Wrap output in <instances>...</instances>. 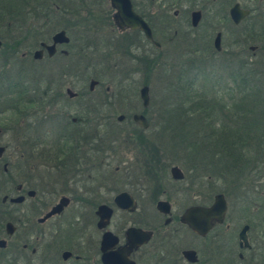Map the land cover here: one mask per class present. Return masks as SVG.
<instances>
[{"label":"rangeland","instance_id":"rangeland-1","mask_svg":"<svg viewBox=\"0 0 264 264\" xmlns=\"http://www.w3.org/2000/svg\"><path fill=\"white\" fill-rule=\"evenodd\" d=\"M134 1L137 11L141 10V12L143 11L146 14V18L153 25L158 40L163 44V48L156 50L154 55L151 51H146L142 48H130L131 52H129L123 49L124 42L115 43L117 40L114 41V37L112 38L109 34L105 36L104 33H101L104 29L106 31L107 28H110L115 12L109 2L105 5H84L80 16L86 15L91 21L103 19L101 27L104 29H101L100 33L96 31L98 27L91 30L85 28L83 32L77 28L72 29L71 33H69L72 38L71 44L69 46L62 45L60 49L61 51L62 49L70 50L69 59L60 53V51L55 58L49 59L46 55L45 60L41 62H31L33 61L32 57L27 60L19 58L21 57L20 53L19 57L17 56L19 60L16 58L4 64L5 60L0 55V79L2 78L0 87L5 89L8 84L7 80L4 79L6 77L3 75L7 74L14 77L15 71L19 69L24 71V75L26 76H24V79L26 84L28 83L27 87H38L41 95H44L42 93L47 89H54L52 93H48L50 96H45V100L54 99V95H62L60 99L61 104L57 105L56 108H50L47 110V113L39 112L36 115L31 114V116L27 115V117L23 116L18 119V116H14L12 110L7 109L9 106L4 103L5 98L2 97H5L7 93L3 94V92H0V145L6 147L3 157L0 158V165L3 166L7 162L13 169L11 171L14 181L17 184H24L23 186H25L27 191L34 189L37 192L35 197L27 196V200L21 205L9 203L4 208L5 212H7L5 216L11 217V220L18 227L13 237L8 238L6 236L8 238V245L1 251L10 255L9 259L12 262L9 261L8 263L63 264L62 251L64 249H77L78 245L76 244L80 242L77 241L79 242L77 243L74 239L75 236H73L74 233H77V230H69L68 233L62 229L58 231L57 236L51 237L50 222L44 224L37 222V219L48 210L52 203L58 201L61 195L74 197L71 208L68 210L70 213L73 211V207L83 205L78 198L79 194H85L89 197L90 203H95L96 205L108 203L116 208L114 203L116 194L124 190L131 192L139 203L138 210L130 216L129 222L125 225L124 229L116 223L110 228L117 234L122 235L124 230L132 224L141 223L142 226L146 227L157 225L164 227V220L159 216V212L156 209L158 200H169L173 204L174 215H181L191 205L211 204L214 196L219 192H223L226 194L229 204L226 222L215 228L205 238H201L187 230L182 231L179 240L181 244L179 241L177 242L178 246L180 245L182 248L191 245L200 249L201 262L199 264H214V260L211 261L213 263H210V258L212 257L211 249H217L213 254L217 256V264H219L220 245L222 243L220 239L222 234L228 232V237L230 238H233V234H236L234 236L236 241L231 242L233 243L232 245L235 242L237 244V233L242 225L250 222L252 225L256 219L257 207L264 209V162L261 161L264 157L261 155L255 156L256 152L252 151L250 154H247L248 158L251 157L257 163L260 160L258 166L256 164L253 165L255 167L254 170H252V166L251 171L244 169L243 175H239L238 173H234V175L227 168H223V166H226L223 163L221 164V171L216 172L221 176L219 178H211L208 176L206 168L201 162H195L193 167L192 165L190 167L184 166L183 162L186 159L181 157L183 156L182 152L179 153V144L171 146L170 139L174 140L170 136L172 134L169 136L164 134L165 131L171 130L166 127V109L173 100L176 107L179 108V100L173 98L174 94H172L168 87L169 80L165 72L166 67H168L167 65L171 64L172 67L170 68L178 76L182 68V60L186 57L184 54L188 46L190 49L199 45L203 48L202 50L206 47L209 48L211 47L210 39H214L218 31H222L223 34L224 50L218 53L211 47L210 50L208 49L207 54L206 51L205 53L202 51L197 55L191 54L193 58H198L199 60L197 59L194 62L195 67H188L186 79L188 78L187 81L190 79L197 80V87L207 91L208 107L212 106V97H218V102H220L221 107L223 106L219 108L221 111L218 110L219 115L217 119L220 125L224 123L225 116L223 115V110H226L225 114L227 118H230L231 113H235L238 98H232L236 94H229V89H236L237 86L233 84L235 77L231 73H237V64L241 63L243 59L254 58V62H257L253 51L250 49L255 43L245 45V33L247 31L245 33L244 31L246 28H252L253 16L239 25L234 24L231 19H228V17L230 18L229 9L226 11L227 18H225L226 0H198L195 4H192L189 0L181 3L178 0ZM238 1L242 6L254 7V0ZM143 6L146 8H143ZM196 8L204 11V17L199 27L193 30L190 16L192 10ZM177 11L178 14L176 15L175 12ZM35 15L32 13L28 17L20 16L17 20L23 18L25 24H27L31 22V18H36ZM64 20L65 18L61 14H58L57 18L55 17L54 21H52L51 27L54 30L60 29L64 26ZM18 25L20 27V23L15 22L7 26L5 20L0 21V35L5 37L4 40L13 42L18 37V34L20 35ZM31 29L33 33L35 29L32 27ZM190 30L195 32V36H198V38L203 37L202 42L193 44L192 37L188 35ZM109 31L107 33H111L113 36L116 34L113 31L111 32V29ZM176 31L180 35L177 34V37L174 38V43L175 41L177 43L173 45L174 43H172L170 38ZM252 37L250 38L251 42ZM132 39L140 43L143 36L140 33L132 32ZM0 40L3 42L2 38ZM28 43L31 45L30 41ZM176 46L179 47L178 50L175 49ZM81 47H84V51L80 50ZM1 49L2 51L4 50L2 45ZM177 51V55H174ZM239 53L243 55L240 56ZM146 54L148 59L151 58L150 65L142 63L141 58ZM154 60H159L157 66L153 65L157 62ZM82 61L83 65L79 63ZM5 65L6 67H4ZM81 65L82 68H80ZM69 66L76 68V70L68 72L63 76L61 73L67 71L70 68ZM58 68H60L59 76L55 75L54 71V69ZM97 70L101 71L103 79L100 80L101 84L95 90L90 91L89 84L91 78L85 79L83 72L90 75L96 74ZM241 74H243V69L239 72V80L241 79ZM262 77H260L261 80ZM54 82L55 86L52 85ZM175 83L176 80H174ZM143 85L150 87L151 96V101L147 108L150 128L147 130L141 129L133 121V114L137 111L144 112L146 108L143 106L140 97V89ZM177 87L174 86V92L176 91L175 94L179 95ZM67 88L78 92L79 97L70 99L67 94ZM107 88H110L107 92L109 96H117L111 104L99 101L101 99L100 96L106 94ZM102 98L104 100L103 96ZM81 100L85 101V108L88 109L96 102L104 104V108H101V113L96 116V124H98L91 127V130L96 129V127L98 128V134H94L96 139L92 141L96 146L93 145V147H104V150L103 152L96 151L95 149H91L90 145L82 144L84 145L83 149L88 151L89 154L80 160V164L76 163L75 159L67 160L68 167L71 166L72 170L68 172L66 178H63V174L66 171L63 170L61 173L57 170L56 165L59 162L53 164V166L52 164L47 165L42 161V157L44 156L37 157L39 148L34 147V155L28 152L30 150L29 144L34 143V146H36L39 143L37 141L40 139L50 142L55 136L56 127H60L61 124L64 126V121L69 119L68 116H77L74 107H76V102ZM66 101L72 105H66ZM191 104H187L185 109L190 110ZM120 115H125L122 121L119 120ZM192 116L195 117L193 114L188 115L187 118L183 117V120L180 121L182 125L184 122H189ZM14 119L17 121H13ZM196 119H192L194 124H196ZM19 124L21 130L18 129ZM85 126V123L79 125V127ZM205 128L212 130L215 127ZM216 128L219 129L218 126ZM193 130L198 131L199 128L195 126ZM25 136L30 140L23 139ZM108 144L112 147L110 151L105 149ZM152 144L157 149L156 153H158L160 162L157 158H153L155 152L154 154L150 153L151 147L149 146H152ZM168 144L169 146H167ZM40 146L42 148V145ZM105 153L107 154L104 155ZM27 155L29 158H27ZM241 157L245 158L244 154ZM90 160L91 162H89ZM83 162L84 164H82ZM240 162L241 159H239ZM87 163L96 166L90 171V173L96 175V180L94 178H85L83 181H77L68 177L72 174L82 173L81 171H77ZM161 163L165 164L163 172L161 171L159 175ZM176 164L184 170L186 174L184 180L177 181L172 178L170 170ZM47 173L51 174V180L55 182L54 186L49 187L46 181H44L46 178L43 176ZM84 173H88V171ZM160 179L162 181H159ZM159 182L163 184V187L160 192L154 193L158 190ZM16 183H13L12 186H16ZM240 183L243 185L242 193L237 188ZM8 184L11 185L12 183L8 182ZM247 188H249L247 191L248 199L245 200ZM11 190V195H17L15 188ZM50 190L54 192L50 194ZM45 202L50 203L45 206ZM25 218H28L29 221H25ZM176 226L177 224L173 223L167 231H174ZM94 227L92 225L87 228V236H95L97 234ZM28 239L30 240L31 248L26 251L22 248V244ZM32 248L38 249L37 254L33 255L31 253ZM1 252L0 256H2ZM179 256L181 257L180 253L178 254Z\"/></svg>","mask_w":264,"mask_h":264},{"label":"trees","instance_id":"trees-1","mask_svg":"<svg viewBox=\"0 0 264 264\" xmlns=\"http://www.w3.org/2000/svg\"><path fill=\"white\" fill-rule=\"evenodd\" d=\"M53 1L56 2V5L52 3ZM66 1V0H61ZM61 1L59 0H0V21H6L7 26H9L12 23L18 22L20 23L18 37L13 41L9 42L7 40H4L5 37L3 35H0V38L3 39L2 46L4 47V50H0L1 57L5 60V63H9L11 60H14L19 57V48L21 46H34L36 43H39L41 40L47 39V35L45 32V28L43 26H47V28L52 26V21H54V18L58 16V14H61L65 18L64 26L66 24H76V21L73 23L72 17L75 19H81L84 20V27L82 28V24L79 26V30L83 32V30L86 29H93L94 24H96V21H91L88 16L82 15L80 16V13L77 14L76 12L74 14L69 15L67 11L70 10V8H65L63 4H61ZM68 1V0H67ZM134 1V0H133ZM186 1V0H178L179 3ZM192 4H195L198 2V0H189ZM238 0H226V6H225V18H227V9H229L235 2ZM135 3V1H134ZM254 4V3H253ZM136 6V3H135ZM137 7V6H136ZM251 9L252 13L247 18H251L255 16V9L254 7H249ZM143 8H146L143 6ZM22 10V11H21ZM33 11H37L38 13L35 15L36 18H31V22H28L25 24V21L23 18L17 20L20 16H31ZM144 17H147L143 11H139ZM25 14V15H24ZM77 15V18H76ZM16 18V21H15ZM36 19H39L41 21V26L38 28L36 26L37 22ZM228 19H230L228 17ZM48 21V23H46ZM252 28H246L244 33L246 35L245 45L255 43L254 40V32H253V23L251 24ZM34 26V27H33ZM35 29V31L32 33V29ZM53 28V27H51ZM170 28V27H168ZM167 29V28H166ZM169 30V29H168ZM179 34V33H177ZM177 34H173V36L170 38L172 43H174V38L177 37ZM180 35V34H179ZM82 36V35H81ZM252 37V42L250 41V38ZM182 37V36H181ZM103 40H105L102 37ZM29 40L31 45L28 43ZM25 43H27L25 45ZM175 43H177L175 41ZM175 43L173 45H175ZM182 46V45H181ZM178 46L175 47L176 50H178ZM208 49L202 50L203 53H208ZM81 51H84V47L80 48ZM98 50V49H96ZM201 50H191L190 47L185 50V59L182 60L181 63V70L180 73L177 74L175 71H173L170 67L171 64H168L165 69L166 77L168 78V87L169 90L174 94V86H178L176 89L179 91L180 99H179V108L176 107L175 101L173 100L166 109V127L168 129H171L170 131H165L166 136H172L173 139H170L171 146H176L179 144V153H183V156L186 160L183 162L184 166L190 167V165H194L195 162H201V164L206 168L207 174L211 178H219L221 176L220 174L216 173L217 171H221L223 163L226 164V166H223V168H227L230 173H238L239 175L244 174V169L251 171V168L254 164L258 166L260 160H258V163L256 160L252 159L251 157L248 158L247 154H250V152L255 151V156L261 155L264 157V76L262 77V80L260 79L261 76H257L255 73L254 68V58H246L243 59L241 62L244 63L242 68H237V73L233 74L232 76L235 77L233 80V84H236V89L230 88V93H235L236 95H233L232 98H238L236 103V111L234 114L231 113L230 118H227L225 111L223 110L224 123L220 125L218 117V110L219 108H222L220 105V102H218L217 98L214 96L212 97V106L208 107L209 100L207 98V91L205 89H199L197 87V80L190 79L187 81L186 79V71L188 70V67L190 68L195 67L194 62L198 58H193V54H198L202 52ZM178 51L174 54L177 55ZM71 54V53H70ZM69 55L66 57L69 59ZM192 54V55H191ZM210 54V51H209ZM183 55V56H184ZM205 57V56H204ZM21 58V57H19ZM18 59V58H17ZM22 59V58H21ZM19 60V59H18ZM143 64L150 65V59H144L141 58ZM199 60V59H198ZM204 60V59H203ZM252 62H251V61ZM21 61V60H20ZM34 62V61H32ZM83 65V61L79 62ZM159 61L155 62L153 65L157 66ZM88 64V63H87ZM82 65L80 68H82ZM186 65V67H185ZM184 66V67H183ZM6 67V65L4 66ZM70 67V66H69ZM60 68L54 69L55 75L59 76ZM243 69V74H241V79L239 80V72ZM70 70V71H69ZM76 68L70 67L67 71L62 72L63 76L67 74L68 72L75 71ZM16 76L12 77L11 75H3L4 79L7 80V85L4 88L0 87V92L7 93L5 95L4 103L7 104L9 107L7 109H11L14 116L19 117H27V115L31 116L36 115L39 112H43L44 108V102L45 100L40 98V93L38 91V87L34 86L33 88L27 87L26 81L24 79V71L17 70ZM85 74V79L89 78H96V79H103V75L100 70H97L96 74ZM236 75V76H235ZM11 76V77H9ZM30 76V75H28ZM26 77V76H25ZM31 77V76H30ZM84 78V77H83ZM174 80H176V83L174 84ZM239 80V81H237ZM2 81V78L0 79V83ZM237 81V82H236ZM53 86H55V82L52 83ZM236 90V91H235ZM53 90H45L42 94L45 93H52ZM235 91V92H234ZM59 92V91H57ZM107 89L106 94L107 95ZM174 92V93H173ZM1 94V93H0ZM215 95V94H214ZM241 95V97H239ZM235 96V97H234ZM100 100L104 103L109 102L111 104L112 102L107 98H103L100 96ZM174 98V97H173ZM207 105H206V103ZM84 105L81 107H74V110L77 112V116H68L71 120L64 121V126L61 124L60 127L55 128V136L51 139L50 142L42 141V139L38 140V145L34 146V143L29 144L30 150H28L31 155H34V147L39 148L37 157L40 158L41 156L43 160L47 165L52 164H58L57 170L62 173V171H67L71 168V166L68 167L67 160H76L78 158L79 153L82 154L84 151L79 148L80 143H91L93 140H95V135L98 134V128L91 130L94 125L96 126V116H98L101 113V108H104L103 103L96 102L94 103L90 109L85 108V101L83 100ZM189 103L191 104L190 110L185 109V106ZM175 104V105H174ZM217 106H219L217 108ZM182 109V110H180ZM187 110V111H186ZM3 111V110H1ZM6 111V110H4ZM190 111V112H189ZM221 111V110H219ZM34 112V113H32ZM186 112V113H184ZM193 114L195 117H191L189 122H184L182 125L183 117L187 118L188 115ZM92 115V116H91ZM73 118H76V121L73 120ZM196 119V124L193 123L192 119ZM13 121H17L14 119ZM208 122V123H207ZM85 123V127H79L80 124ZM18 124V123H17ZM17 126V125H16ZM20 124L18 125V129ZM199 128L198 131L193 130L195 128ZM216 126L219 127L216 128ZM205 127H215L212 130H208ZM77 128H83V134L78 138L76 136ZM195 131V132H194ZM195 133V134H193ZM71 136H74L75 138H72ZM23 139H28V137H24ZM25 141V140H24ZM175 141V142H173ZM24 143V142H23ZM93 143V142H92ZM26 144V143H24ZM95 144V143H93ZM27 145V144H26ZM42 145V148L41 146ZM96 146V145H94ZM169 146V144L167 145ZM150 153L154 154L153 158L158 157L157 149L154 144L152 146H149ZM95 148L96 151L103 152L104 148ZM245 156V158L241 156ZM86 155V154H83ZM30 156V155H29ZM254 156V157H255ZM27 158L28 155H27ZM241 159V162L239 163V159ZM264 162V159L261 160ZM190 162V163H188ZM162 166L159 170V175L161 171L163 172V167L165 163H161ZM196 165V164H195ZM197 166V165H196ZM159 167V165H158ZM196 169V168H195ZM255 167L253 166L252 170H254ZM12 167L8 165V171H5L4 164L3 166L0 165V238L6 235L5 231V224L7 221L11 220V217H6L5 215L7 212H5L4 208L9 203H3L2 197L6 194H10V191H12V188H17L16 181H14V178L12 176ZM69 172V171H68ZM247 172V171H246ZM235 175V174H234ZM65 176V175H64ZM63 176V178H64ZM9 177V178H8ZM46 178L44 181H46V184L50 186H54V183L51 178V174L47 173L43 176ZM49 181H48V180ZM8 182L12 183L11 185L8 184ZM13 183H16V186H12ZM45 183V182H43ZM237 187V186H236ZM240 193L243 191V185L241 183L237 187ZM249 188L246 189L245 195L246 199H248V191ZM54 191H49L50 194H52ZM244 196V194H242ZM50 202H45V206H47ZM257 215H261L264 221V209L260 207L257 211ZM13 221V220H12ZM251 223V222H250ZM4 249H0V252ZM2 256H0V264H11L8 263L11 261L9 259L8 254H5V252H1ZM12 262V261H11ZM13 264V263H12ZM15 264V262H14Z\"/></svg>","mask_w":264,"mask_h":264},{"label":"flooded vegetation","instance_id":"flooded-vegetation-1","mask_svg":"<svg viewBox=\"0 0 264 264\" xmlns=\"http://www.w3.org/2000/svg\"><path fill=\"white\" fill-rule=\"evenodd\" d=\"M108 2L110 3V6L115 10V8L111 4V0H68V1L66 0L64 2L61 1V4H63L66 9L70 8V10L67 11V13L69 15H71V14H74L75 12L77 14L81 13L85 4L105 5ZM52 3H54L56 5L55 1H53ZM134 6H135V3H134ZM254 9H255V16H254V21H253V32H254L255 45H253V46H255L256 48L253 50L251 48L252 47L251 46L250 49L253 51L255 59H257V62L254 63L256 75L257 76H264V0H254ZM115 12H116V10H115ZM115 12H114V14H115ZM33 13L37 14V11H33ZM114 14L112 17V23L110 24L111 26L109 29L107 28L106 31H104L105 29L103 27H101V24H103L102 23L103 19L96 20V24H94V27H96V28L98 27L96 29V31H99V33H100L101 29H104L103 32H101L102 34L104 33L105 36H106V34H109L110 36H112V38L114 37L113 38L114 41L117 40L115 43H117V42L123 43L124 42L125 44L122 47H123V49H126L129 52H131L130 48H136V49L142 48L143 50L151 51L152 54L154 55L156 53V50H161L163 48V44L158 40V36H156L155 30H154L152 24H150V25H151V28L153 31V36H154L153 41L148 39L147 36L145 35V33L140 29L131 30L128 28H125V29L120 28V26L118 25V23L115 20ZM175 14L177 15L178 11L175 12ZM191 16H190V22H191ZM203 17H204V11H203ZM248 17H246L244 20H242L241 23H243ZM144 18L148 21V19L146 17H144ZM202 20H203V18H202ZM72 21H73V23L76 21L77 25L66 24L65 26L61 27L60 29H56V30H54L51 27L47 28V26H43V28H45L44 30H45L48 38L45 40L39 41V43H36L34 46H30V47L29 46H27V47L21 46L19 48V52L21 53L22 60H27L30 57H32L33 61H35V62L36 61L41 62V61L45 60L46 55H47V51H45L44 57L41 59H36L34 57V52L38 49L44 48L42 46V42L52 43L53 36L58 31L65 30L66 33L69 35V33H71L72 29H75V28L79 29V26L81 24H82V28L84 27V20H81L78 18L77 19L72 18ZM36 22H37L36 26L38 28L42 27L41 21L39 19H36ZM46 23H48V21ZM199 25L197 27H194L192 25V22H191V26H192L193 30L198 28ZM110 29H111V32L113 31L114 33H116V34L113 33L114 36L111 33H107V31H109ZM132 32H136L137 34L140 33L141 36H143V39H141L140 43L133 41ZM218 32L222 33V31H218ZM177 33L178 32L176 31V34ZM217 33L215 34V37L217 36ZM188 35L190 37H192V43L193 44L200 43L203 40V37L198 38V36H195V32H193L191 30H190V32H188ZM154 41L159 42L161 44V46L159 47ZM71 42H72V38H71ZM71 42L67 43V44H57L56 53L53 56L47 55V57L49 59L55 58L59 54V52L61 51L60 50L61 46L62 45L69 46L71 44ZM210 42H211L210 46L213 48V50L215 49V51H217L215 44H214L215 38L210 39ZM222 42H223V34H222ZM116 46H118V45L116 44ZM211 47H209V48H211ZM202 49L203 48H201L199 45V46L194 47L191 50L192 51L193 50H201L202 51ZM60 53H62L66 57L67 55L70 54V50H67V52H66L65 49L64 50L62 49V51ZM218 53H220V52H218ZM239 55H240V53H239ZM241 55H243V54H241ZM143 58L147 59V54ZM154 61H159V60H154ZM237 65H238V68L240 69V68H242L244 63L239 62ZM100 84H101V82H99L97 86H99ZM109 90H110V88H107V91H109ZM48 95H49L48 93H45L44 95H40V98L45 100V96H48ZM102 96L104 98L108 99L109 95L108 94L107 95H101V97ZM53 97H54V99H52V100H45L46 102H44V108H43L44 112L47 113V110H49L50 108H56L57 105L61 104L60 99L62 98V95H54ZM81 97H82V95H81ZM116 97H117L116 95L109 96V100L112 102ZM140 97H141V94H140ZM174 98L179 100L180 95L175 94ZM70 99H74V98H70ZM150 101H151V96H150ZM69 104H71V103L66 101V105H69ZM83 105H84L83 100H81L79 102H76L75 106L81 107ZM147 108H148V106L145 108L144 112L137 111L135 113H144L146 115V117L149 119V117L147 116V113H148ZM73 120L76 121V118H73ZM73 131H77L76 136L79 138L81 136V134H83L84 129L83 128H77L76 130H73ZM140 135H142V134L140 133ZM71 137L75 138L74 136H71ZM142 137H143V135H142ZM143 138H145V136ZM93 143L92 142L91 143H85V145L86 144L90 145L91 149H95V147H93V145H94ZM82 144H84V143H80V145H82ZM83 147H84V145L80 146L79 148L83 149ZM105 149H108L110 151L112 149V147L109 146V144H108L107 147H105ZM83 151L84 152L82 154L79 153L78 158L76 159V163H78V164H80L81 163L80 160H82V158L85 157V155H83V154H86V155L89 154L88 151H85L84 149H83ZM106 154L107 153H105L104 155H106ZM157 159L160 162V159L158 157H157ZM83 161H84V159H83ZM89 162H91V160ZM82 164H84V162ZM95 167H96L95 165L87 163L85 166L81 167V169H79L77 171V172L81 171L82 173L72 174V175H69L68 177L71 179L77 180V181H83V180H85V178H88V179L94 178V180H96V178H97L96 175L90 173V171L92 169H94ZM71 170H72V168H70L68 171L71 172ZM65 171L66 172L63 174V176L65 175L64 177L66 178V176L68 175V171H67V169ZM87 171H88V173H84ZM185 177H186V174H185ZM185 177L183 179H180V180L177 179V181L184 180ZM159 181H162V180L160 179ZM158 185H159L158 190H156L154 193L160 192L161 188L163 187L162 186L163 184L161 182H159ZM16 191H17V194H25V195H27L26 193L28 192L27 189L25 188V186H23L21 190H18V187H17ZM124 191H126V190H124ZM62 196H67L70 198V204L67 207H65L63 212H61L59 214L52 215L45 222H39L38 221L39 218H38L37 222L39 224H44L46 222H50L51 237L57 236L59 233L58 231H61L62 229L66 230L68 233H69V230H73V229L77 230V233L76 234L74 233L73 236H75L74 239L76 240V242L79 241L80 243L77 242V243H79V244H76V245H78L77 249H75V248L64 249L62 251V253H61L62 258H63V252L66 250H69L73 253L72 256L69 257L68 259L63 258V264H104L103 259H102V255H103V251H102L103 234L106 231H112L115 235H117L119 237V243L117 245H115L114 247L109 249L110 251H117L121 246L126 244V232H127V229L130 227L142 228V229L149 231L151 233V238L148 242L142 244L138 248H135L130 253L129 259L131 261H133L134 264H199L201 262V260H200L201 259V257H200L201 256V250L200 249H198L194 246H191V245H188L187 247H184V248H182V246L180 247V245L178 246L177 242L180 240V236L182 234V231L187 230L188 232H193L195 235H197L201 238H205L215 228L220 226V225H217L207 236H200V235L196 234L187 224H185L181 221V215L183 213L181 215H174L172 202L165 199L166 201H168L171 204L170 214H164V213L160 212L157 208V203H156V209L159 212V216H161L164 220V227H162V225H160V226L157 225L154 227H146V226H142L141 223L132 224L124 230L122 235H119L110 228L114 225V223H116L119 226L123 227V229H124L125 225L129 222L128 219L130 218V216L133 215L134 213H136V211L138 210L139 203H138V201L134 195H133V197L137 201V209L135 211H129L127 209L119 208L116 205H115L116 208H114L113 206H111L108 203H101V204H108L111 207H113V209H114V212H113L112 217H111V221H110L109 225L104 229H100L98 227V221L100 218L97 215V209L101 204L96 205L95 203H90L91 200L89 199V197H87L85 194H79L78 198L81 200L83 205L73 207V209H72L73 211L69 213L68 210L71 208V203H72L74 197L68 196V195H61V197ZM115 197H114V203H115ZM60 198H59V200H60ZM58 201L52 203L50 205V207L48 208V210L42 216H44L47 212H49L52 209V207ZM19 205H21V204H19ZM259 208L260 207H257V209H259ZM169 218L171 220L169 222H167V220ZM227 218H228V213H227L226 219ZM25 219H26L25 221H29L28 218H25ZM262 219L263 218L261 217V215H259V216L256 215L255 222H253L252 225L250 223H244L242 225L241 229L237 233V244L235 242L234 245H232L233 243L231 242V241H233V242L236 241V238H234V236H236V234H233V238L228 237V232H225L222 234V237L220 239L222 243L220 245V252L221 253L219 255V258H220L219 264H264V221ZM25 221H24V223H25ZM140 221H142V220H140ZM225 222H226V220H225ZM173 223L177 224L175 230L174 231H167V229L170 227V225H173ZM246 224L250 225V229L248 232V240H249V244H250L249 246H247L245 243L242 245L240 242V237H239L242 228ZM92 225L95 226L94 228H95V231L97 234L95 236H92V235L87 236L86 230L89 226H92ZM143 225H145V224H143ZM17 229H18V227H17ZM60 234H61V232H60ZM179 243H180V241H179ZM22 248L26 251L29 248H31L29 239L22 244ZM176 248H177V250H176ZM180 248H181V250H180ZM188 249L196 250L198 257H199L198 262H195V263L190 262L184 256L183 252L185 250H188ZM216 250H214V249L210 250V251H212V257L210 258V263H213L211 261L214 260V264H217L218 258H216L217 256L215 254H213V252L215 253ZM37 252H38L37 248L31 249V253L33 255L37 254ZM179 253L181 254V257L180 256L178 257ZM213 255H215V256H213Z\"/></svg>","mask_w":264,"mask_h":264},{"label":"water","instance_id":"water-1","mask_svg":"<svg viewBox=\"0 0 264 264\" xmlns=\"http://www.w3.org/2000/svg\"><path fill=\"white\" fill-rule=\"evenodd\" d=\"M111 4L116 9L114 17L120 28L141 29L148 39L152 41L154 40L151 25L135 10L132 0H111ZM229 13L231 19L236 24H239L242 20L250 15L251 11L250 9L242 7L240 2H237L231 6ZM191 15L192 25L197 27L203 18V11L201 9H196L192 11ZM69 42L70 37L67 35L65 30H61L53 36V43L48 44L46 42H42V46L44 48L36 50L34 57L36 59L43 58L45 50L48 51L50 56H53L57 51V44ZM154 42L159 47L161 46L159 42ZM1 44L2 41L0 40V46ZM214 44L218 51L223 50L221 32L217 34ZM251 48L254 50L256 47L252 46ZM98 83L99 81L97 79H91L89 85L90 90H95ZM67 93L72 98L77 96V92L73 91L71 88L67 89ZM140 94L143 100V105L147 107L150 103V87L148 85H144L140 90ZM124 118L125 115H120L119 120L122 121ZM133 119L141 127L145 129L149 127V121L144 114L136 113L134 114ZM5 150L6 147L0 145V158L3 157ZM5 170H8L7 164L5 165ZM170 171L172 177L176 180H180L185 177V172L179 165H173ZM22 187V184L18 185V190H21ZM36 195V190L31 189L28 191L29 197H35ZM25 200L26 195L24 194L16 196H10L6 194L2 198L3 203L10 202L14 204L23 203ZM69 204L70 198L67 196H62L60 200L52 207V209L44 216L40 217L38 221L45 222L52 215L63 212L65 207H67ZM115 204L117 207L127 209L129 211H135L137 209V201L129 191L119 192L115 197ZM157 208L164 214H170L171 212V204L166 200H159L157 202ZM228 208L229 205L226 195L224 193H217L211 205L196 204L187 207L181 215V221L187 224L198 235L207 236L208 233L218 224H223L225 222ZM113 212V207L108 204H101L98 207L97 215L100 218L98 221V227L100 229H104L109 225ZM170 220L171 219L169 218L167 222ZM249 229L250 225L246 224L240 232L239 237L242 245L244 243L247 246L250 245L248 240ZM16 230L17 226L13 221H8L6 223V233L10 237L15 234ZM150 238L151 233L149 231L138 227H130L126 232V244L121 246L117 251H110V248L119 243V237L112 231H106L102 238V259L104 264H134V262L129 259L130 253L135 248H138L142 244L148 242ZM7 245V239L1 238L0 248L4 249L7 247ZM72 254L73 253L71 251L66 250L63 252V258L68 259L72 256ZM183 254L190 262L195 263L199 261L198 254L194 249L185 250Z\"/></svg>","mask_w":264,"mask_h":264}]
</instances>
